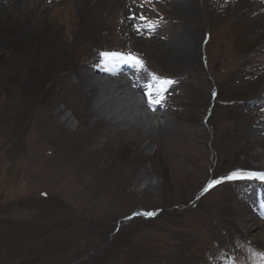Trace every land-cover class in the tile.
<instances>
[{
    "label": "rangeland",
    "instance_id": "374dc122",
    "mask_svg": "<svg viewBox=\"0 0 264 264\" xmlns=\"http://www.w3.org/2000/svg\"><path fill=\"white\" fill-rule=\"evenodd\" d=\"M114 1L0 0V221L30 219L0 246V264H192L216 250L226 264L237 232L264 251L260 184H243L245 193L214 187L193 207L212 174L263 168L264 0ZM105 51L143 58L173 81L159 104L177 107L163 111L169 124L145 126L140 112L128 120L96 114L79 78ZM251 66L259 79L234 81L238 67ZM215 83L222 101L211 105ZM241 192L258 210L237 201ZM144 209L158 219L114 232ZM42 224L64 230L41 232Z\"/></svg>",
    "mask_w": 264,
    "mask_h": 264
},
{
    "label": "bare ground",
    "instance_id": "6f19581e",
    "mask_svg": "<svg viewBox=\"0 0 264 264\" xmlns=\"http://www.w3.org/2000/svg\"><path fill=\"white\" fill-rule=\"evenodd\" d=\"M26 1L30 2L32 0H20V2ZM124 1L126 0H116L114 2L117 4H122ZM251 1L253 2L256 0H242L241 2L248 4V2ZM6 28L11 27L8 26ZM9 31H11V29ZM188 53H191V51H188ZM186 59H191V55H188ZM104 73L105 71L102 69L93 66V68L88 70L87 73L82 74L80 71L79 78L82 79L79 80L81 88H83L82 91H85L86 89L90 93L91 99L95 101V107L97 109L96 114L98 116L106 115L105 117L112 116L113 118L122 116V118L128 120L129 117H132L133 115H136L140 112L142 114V120L146 121L145 126H159L161 128L162 126L164 127L169 124L166 116L160 111H157V113H154L153 111H146V107H149L147 95L149 89L145 84L141 83V80L139 79L136 72L128 71V73H118L117 75H114L112 79L105 78V76H103L105 75ZM71 86L73 87V93L76 96L82 93V91H77L74 89L76 88L74 84H71L69 87ZM140 96L145 98L147 103H144ZM154 107H156V105ZM70 112L67 113V117H69V119L75 123L76 119L71 117L73 114ZM262 166L263 168L259 169H264V161Z\"/></svg>",
    "mask_w": 264,
    "mask_h": 264
},
{
    "label": "snow or ice",
    "instance_id": "6c2138e0",
    "mask_svg": "<svg viewBox=\"0 0 264 264\" xmlns=\"http://www.w3.org/2000/svg\"><path fill=\"white\" fill-rule=\"evenodd\" d=\"M140 18L145 19V17H140ZM137 31H140V29L137 28ZM100 55L103 57L101 63L104 65L105 71H108L111 75H117L118 65L123 63L131 65L137 71L147 72L144 66V62L140 60L138 57H135L131 54L125 55L119 52H102ZM150 79L152 83H149L147 85L149 89L147 95H148L149 107L153 108L154 111L155 110L154 106L162 104L164 100L163 93L167 90L166 86L171 85L173 81L168 79H161L157 77L155 74H151ZM157 85H159V87H157ZM241 177L264 180V172H233L229 177H226V179H237ZM220 182H221L220 180H215V179L211 180L208 186L203 191H207L208 188L216 184H219ZM143 215L152 217L156 215V213L146 212L143 213ZM258 255L264 258V251L259 252ZM233 264H235V261H233Z\"/></svg>",
    "mask_w": 264,
    "mask_h": 264
},
{
    "label": "trees",
    "instance_id": "16d2710c",
    "mask_svg": "<svg viewBox=\"0 0 264 264\" xmlns=\"http://www.w3.org/2000/svg\"><path fill=\"white\" fill-rule=\"evenodd\" d=\"M28 222H29V220L26 221V222H22L21 220H17V219L11 220V219H9L7 217H6V219L4 221L1 220L0 221V246H3V244L9 246L10 245L9 237L12 234L11 232H17L19 230V227H22L23 225H26ZM19 223H22V225L19 224ZM40 227H42L41 229H44L41 232L45 231L48 228L51 229V230H53L52 231V234L54 232H57V233L60 234L64 230L63 228H59L58 230H56V227H54L53 225H47V224H42V225H40ZM29 229H30V227L28 226V227H26V230L24 231L25 233L23 232V238H25L27 240L31 236V233H30L31 229L30 230ZM57 236L54 235V237H53V239H52V241L50 243H53L54 241L55 242L56 241H59V239H58ZM0 251L2 252L3 251V248H0Z\"/></svg>",
    "mask_w": 264,
    "mask_h": 264
}]
</instances>
